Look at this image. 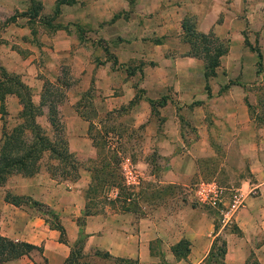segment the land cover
<instances>
[{
    "label": "crops",
    "instance_id": "1",
    "mask_svg": "<svg viewBox=\"0 0 264 264\" xmlns=\"http://www.w3.org/2000/svg\"><path fill=\"white\" fill-rule=\"evenodd\" d=\"M54 2L49 0L42 9L53 7ZM25 3L1 0L0 10L7 14L20 12L25 10ZM128 6L127 0H75L60 6L62 19L52 25L35 21L34 27L18 23L19 16L15 15L16 21L5 22L0 33V78L3 70L27 85L35 84L37 92L30 95V100L38 104L45 83L38 72L45 76L50 63L54 85L62 88L66 77L63 70L69 69L87 83L97 82L99 109L111 110L134 97L131 80L141 75L144 98L125 115L129 124L146 119L150 111L146 99L167 92L166 120L172 134L167 143L183 141L176 115L179 109L188 111V120L195 127L196 135L189 138L191 142L184 151L174 153L173 144L167 145L171 150L160 170L166 180L158 182L185 184L198 175V161L213 153L208 142L215 129V140L226 143L228 151L234 148L241 156L251 158L249 172L253 181L241 182V203L230 218L235 229L221 233V229L206 225L208 221L197 208L186 205L167 213L139 214L120 211L118 202L105 201L98 210L87 208L85 214L89 198H83L82 191L90 184L92 167L81 170L89 178L81 183L53 178L46 171L37 170L32 175L12 171L0 182V234L40 250L0 264H64L79 236L83 237L81 264H114V257L136 259L137 264H167L157 261L152 245L161 239L167 246V235L173 238L171 245L181 238L189 242L185 258L179 260L173 258L169 245L174 264H203L212 240L220 233L225 241L221 264H248L250 255L255 256L257 264H264V129L254 128L245 103L256 104L264 95V0H133L125 16ZM163 15H167V21H162ZM191 15L196 20L187 28L183 20ZM81 28L83 37L78 35ZM192 33L205 35L225 48L218 57L208 91L204 88L202 44L199 38H191ZM139 61L143 62L142 74L135 67ZM64 96L62 92L61 102L56 103L63 131L59 108ZM3 104L0 137L2 130L8 131L21 122L17 113L22 105L14 92H3ZM205 105L212 111L213 125L205 122ZM47 107L41 106L42 114L35 120L43 117L47 126L43 128L55 139ZM63 107L81 126L80 133L61 134L67 151L79 155V146L86 145L87 156L93 158L92 138L84 133L89 118L79 111L77 101H68ZM66 124L65 119V127ZM7 194L28 196L50 208L63 234L51 226L47 213L32 204L14 205L5 199ZM94 250L108 256L94 254Z\"/></svg>",
    "mask_w": 264,
    "mask_h": 264
},
{
    "label": "rangeland",
    "instance_id": "2",
    "mask_svg": "<svg viewBox=\"0 0 264 264\" xmlns=\"http://www.w3.org/2000/svg\"><path fill=\"white\" fill-rule=\"evenodd\" d=\"M25 1L26 8L20 12L14 10L7 14L0 10V33L5 26V22H9L10 20L16 21L14 18L15 15L19 16V19L17 20L18 23H27L31 27H34V24H36L35 21L52 25L58 21V19H62L60 10H58V12H54L53 7L45 10L42 9L43 5H49V0ZM127 2L129 8L124 10L125 16H128V11L133 4V0H127ZM3 3L5 2L2 1L1 4ZM161 17L163 18L162 21H167V15H163ZM189 17L190 18L188 22L190 24H194L196 20L195 16L191 15ZM83 32L84 30L81 28L78 35L83 37ZM97 41H99V39H97ZM142 64V61H139L135 64V67L139 68L140 74H142ZM128 69L126 68V71H128ZM63 71L66 76L63 78V82L65 84L62 85V88L56 86L59 90L65 93L64 100L60 104L61 109L59 108V114L62 118L64 126L63 133L67 136L80 133L81 126L74 123L75 121L73 120V115L68 109H63L64 104L68 101H77L79 105V111L82 112L83 116L88 117L90 120L89 124H87L88 127L84 128L85 136L90 139L94 138V140L97 142H95V146L92 145L93 143H91L92 151L94 152L93 158L87 156L88 147L86 145H80L78 149L81 153L78 155L72 152L74 159H67L68 162H71L72 160L74 161L77 166V172L72 173L70 169H66V166L69 164L67 161H64L63 163L60 162V165H64L65 169L69 171V173H64L63 177L59 175L55 176L56 179H70L71 181L76 180L78 183L83 182V180L86 178L89 179L88 177H85V174L81 170L83 168L99 167L100 157L103 154L109 156L110 151H112L111 148L115 147L118 151L119 157L117 170H119L121 176H123L124 184L128 186L127 192L132 193L129 203L130 205L134 206V210L137 213H167L171 212V210H175L176 208H181V206L186 205L187 207L191 206L197 208V211L201 212L202 216H204L206 221H208L206 225L211 224L214 229H221V233L222 230L228 231L235 229L232 221H227L225 223L222 221L220 217V210L228 204L230 196L233 192L243 195L242 190L239 189L243 180H247L249 183L253 181L252 174L249 172V167L253 164L251 158L241 156L240 152H237L234 148L228 151L225 147L226 143L215 140L217 136V129H215L213 130V134L209 136L210 140L208 142V145L212 149L213 153L198 161V175H195V177H193L190 182L185 184H181L180 182L174 184L158 182L159 180H166V178L161 176L160 170L167 159V152L171 150V148H169L167 145L173 144L172 152L180 153L184 151L185 148L190 144L191 141H188L189 138H192L194 135H196L195 127L190 124L188 120V111L186 109H179V111H176V115L179 118V134H181L183 141L167 143V139L172 137L170 126L167 125L166 120L167 102L161 106L154 105L152 110L150 109L146 119L139 124H129L127 118L125 117L134 104L137 103L139 99L144 98V90L140 83L142 78L141 75L138 76L136 74L131 80V83H133L135 88L134 97L127 103L115 109L106 110L103 107H100L99 109L100 95L97 93V82L91 80L89 83H87V80H85L81 75L77 76L73 74V72L71 73L69 69ZM38 74L42 79H44V82H53V66L50 63H48V69L45 73V76H42L43 74L41 72H38ZM118 79H120L119 76ZM0 81L3 84H6V86H9L13 90L22 94L26 93L31 95L37 92L35 84L33 86L29 82L27 85L26 83L22 82L20 77L11 76V78L7 80V77L1 76ZM15 81L23 83L25 87L21 89V87L18 86ZM211 82V77H208L204 81V88L207 87V89H209ZM162 95H164L167 100V92ZM155 99H158V97ZM34 104H36V102ZM204 111L205 122L212 124V111L207 108V105H205ZM141 113L142 112L140 109V114ZM248 116L249 119L254 122L253 125L256 130L258 128L264 129V95L258 97L256 104L250 105L248 108ZM65 119L67 122L66 127ZM37 121L42 127L47 128L43 117H38ZM92 122L94 124H91ZM103 141H108L106 146L104 143L102 144ZM102 145L104 146L101 149ZM53 163V158L46 159L44 156L38 163V170L46 171L48 173L46 169L49 168L48 166H52ZM261 167L264 170V157L262 159ZM128 170L131 171V174L128 173ZM126 176H129V182L126 181ZM132 176H135L134 180ZM211 181L222 189L220 201L223 204H211L214 205L211 206L210 204L201 203L200 200L197 199L196 191L201 186V183ZM91 183L93 184V181ZM243 187H246V184H244ZM112 191V189H109L107 193L111 194ZM84 192L85 191L83 190V198L85 196ZM249 193L253 194L252 191ZM23 201L25 204L30 205L29 201L33 200L30 197L25 196ZM86 202L87 207L90 210H98L99 206L102 203H105L104 199H102L101 194L99 193H96L92 196L90 195V200ZM41 210H43V208H41ZM221 233L218 235V237L223 239ZM172 239V237L168 238L167 235V246H165V243H163L161 239L152 242L154 253L156 256H158V262L167 264L175 263L173 260H170L168 250L169 245H171L170 241ZM160 243H163L164 245H161ZM165 249L167 251H165ZM215 249L216 248H214L213 253L216 252ZM216 260L218 259L216 258ZM203 264H206V262L204 261ZM248 264H257L254 255L249 256Z\"/></svg>",
    "mask_w": 264,
    "mask_h": 264
},
{
    "label": "trees",
    "instance_id": "3",
    "mask_svg": "<svg viewBox=\"0 0 264 264\" xmlns=\"http://www.w3.org/2000/svg\"><path fill=\"white\" fill-rule=\"evenodd\" d=\"M74 1L75 0H55L53 11L58 12L60 5L72 4ZM188 21L189 18H185L183 20V26L190 28L193 26V24H190ZM191 38L194 39V41L199 38L202 44L201 52L203 57V76L206 80L208 77H211L214 74V68L217 65L218 57L225 50L224 45L222 43L212 41L205 35H197L192 33ZM1 76L7 77V80H9V78L14 75H9L1 70ZM15 83L20 86L21 89L25 87V85L21 82L15 81ZM42 87L44 94H42L39 103L34 104L30 100L29 94H22L18 91H15L0 81V120L3 119V115L5 114L3 109V92H14L22 105L21 110L17 113V117L21 119V122L13 126L8 131H1L0 182L8 173L12 171H19L25 175H32L39 169L38 163L44 156L46 159L53 158L54 160L53 165L48 166L49 168L46 169L49 176L53 178L58 175L63 177L64 173H69V171L66 169H70L72 173L77 172V166L74 161L72 160L71 162H68L67 160L68 158H74L72 153L67 151L65 141L61 137L63 130L58 117L56 103L61 102L62 91L59 90L56 85L47 81L43 83ZM205 89H207V87H205ZM146 100L148 101L151 110L154 105L161 106L166 102L164 95L159 96L158 99ZM245 103L249 108L250 105L246 100ZM42 105L48 106L46 115L52 134L55 135V139H52L50 136H48L45 129L35 120L38 115L42 114ZM95 142L97 141L92 138V143L94 146L96 145ZM103 143L106 146L108 141H103L102 144ZM104 145L101 146V149ZM111 150L112 151H110L109 156L103 154L100 157L99 167L93 168V175L91 176L90 184L84 192L85 199L89 198L90 200V195L92 196L96 193H99L101 194V197L104 199V201H108L111 204L118 202L120 211H135L134 206L126 203V201L130 200L132 193L127 192L128 186L124 184L123 176H121L119 170H117V164L119 162L118 151L115 147H112ZM64 161L69 163L68 166H66V169L64 165H60V162L63 163ZM92 181L93 184L91 183ZM109 189L114 191L113 195L107 193ZM5 199L14 205L25 204L23 201L24 198L19 196H11L7 194L5 195ZM30 204L39 208L40 210L43 208L42 211L47 213L50 217L51 226L58 229L61 235L63 234V227L60 225L57 215L50 208L45 205H40L34 201H32ZM84 207L85 214H87L88 207L86 204ZM82 244L83 237L79 236L64 264L83 263L79 260L81 256ZM214 248H216L215 253H213ZM169 249L174 259L179 260L181 258H185L189 249V242L187 239L181 238L174 244L170 245ZM33 250H40V247L25 242L13 241L0 234V262L18 258L22 254H28ZM224 250L225 241L216 236L212 240L211 248L205 258L206 264H221ZM93 252L94 254H98L103 257L108 256L107 253L100 252L98 250H94ZM216 258L218 260H216ZM113 262L114 264H137L136 259L119 257H114ZM42 264H45V262Z\"/></svg>",
    "mask_w": 264,
    "mask_h": 264
},
{
    "label": "built area",
    "instance_id": "4",
    "mask_svg": "<svg viewBox=\"0 0 264 264\" xmlns=\"http://www.w3.org/2000/svg\"><path fill=\"white\" fill-rule=\"evenodd\" d=\"M128 160V159H126ZM128 173L131 174V171L128 170ZM126 179H129V176H126ZM222 189L215 184L214 182H203L201 186L197 189V199L200 200L201 203L206 204H223L220 201V194ZM241 203V195L240 193L233 192L230 196V200L228 204L220 210V217L223 222L230 221L232 214L238 208ZM214 206V205H211Z\"/></svg>",
    "mask_w": 264,
    "mask_h": 264
}]
</instances>
